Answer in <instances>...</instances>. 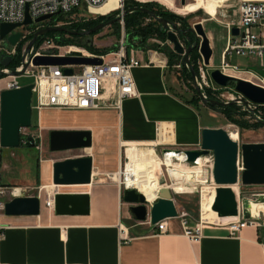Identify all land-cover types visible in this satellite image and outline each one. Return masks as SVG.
<instances>
[{
  "label": "crops",
  "instance_id": "obj_1",
  "mask_svg": "<svg viewBox=\"0 0 264 264\" xmlns=\"http://www.w3.org/2000/svg\"><path fill=\"white\" fill-rule=\"evenodd\" d=\"M224 1L193 0L181 7L171 0L166 3L177 11L204 8L216 15ZM135 53L149 62L132 69L136 96L115 105L116 89L107 81L98 107L40 109L35 106L34 94L33 124L25 127L28 132L22 128V146H0V264H264L263 218L231 234L227 225L214 222L231 217L217 215L204 224L202 238L193 241L184 233L179 215L169 217L167 232L157 233L149 199L147 218L133 215V203L124 199L125 188L114 177L128 161L126 148L143 143L151 144L155 151L163 145L195 147L201 142L204 127L223 125L204 120L201 103L190 101L175 89V76L164 52L139 48ZM0 86L1 91L6 89ZM53 129L91 130L92 144L54 150L50 139ZM232 133L238 137V132ZM29 135L35 136L34 144ZM83 155L92 157L91 182L56 183L55 162ZM206 158L201 159L200 167ZM174 166L176 170L169 173L171 183L186 184L188 170L195 166L175 161ZM149 185L154 186L153 182ZM236 190L239 192V187ZM57 191L89 193V212L57 213L55 204L47 205ZM172 192L176 200L175 190ZM18 194L38 195L41 212L6 214L4 202ZM261 202L264 200L249 202L255 217L264 215Z\"/></svg>",
  "mask_w": 264,
  "mask_h": 264
},
{
  "label": "water",
  "instance_id": "obj_2",
  "mask_svg": "<svg viewBox=\"0 0 264 264\" xmlns=\"http://www.w3.org/2000/svg\"><path fill=\"white\" fill-rule=\"evenodd\" d=\"M187 0H181L185 4ZM135 9H142L149 12L167 31L169 40L174 44L177 52L183 54V63L189 61V54L193 48L189 44L187 48L183 46L178 38V25L170 19L163 17L159 11L146 6H131L123 11V15ZM118 14L115 19L121 17ZM53 14H44L36 18L42 21L52 17ZM101 22L93 27L83 30H74L65 25H46L39 27L28 43L23 58L30 48L35 44L40 35L49 31H67L71 34H92L103 26L110 24L113 20ZM34 19L28 13L23 22H0L1 47L16 45L22 31L16 28L22 24L33 23ZM194 30L202 36L199 50L204 62L210 64L214 49L207 31L202 21H197ZM239 32L238 27L233 28V33ZM1 42V41H0ZM91 46L94 41H83ZM0 62L3 67L9 66L13 55L7 51L0 54ZM100 56L83 55H56L38 54L34 57V64H84L100 63ZM27 66V63L24 64ZM0 68V73L3 72ZM66 73H72V67L63 68ZM193 73L196 71L192 68ZM12 73H20L19 70H12ZM211 77L221 86H233L236 91L244 94L248 99L264 103V86L251 80L224 73L220 68H213L210 72ZM34 83H27L19 88H6L0 93V146L16 147L21 144L22 128L30 127L33 124V91ZM202 101L208 106L227 105L230 101H223L204 96L199 90ZM247 102V99H244ZM234 102V101H231ZM51 148L54 150L68 148H85L92 144V131L88 129H53L51 131ZM28 139L32 144L35 143V136L29 135ZM190 161H195L199 156L213 153V177L217 184L216 196L213 208L218 211L220 216H233L239 214L237 194L232 184L239 182V177L244 184H264V141H243L239 142L229 134L223 126H206L202 129V138L198 146L185 148ZM241 154L243 169L239 172L238 158ZM56 183H88L92 180L93 161L91 155L70 157L55 162ZM159 180L164 184L156 197L151 201L150 215L151 221L157 222L167 217L178 215L177 205L173 198L172 189L166 184V178L162 172ZM55 211L57 213H87L90 210V194L60 192L54 196ZM124 199L133 204L130 209L138 219H145L148 215V198L136 187L127 186L124 189ZM245 215H251L249 202H245ZM6 214H39L41 212V198L34 195L18 194L4 202Z\"/></svg>",
  "mask_w": 264,
  "mask_h": 264
},
{
  "label": "built area",
  "instance_id": "obj_3",
  "mask_svg": "<svg viewBox=\"0 0 264 264\" xmlns=\"http://www.w3.org/2000/svg\"><path fill=\"white\" fill-rule=\"evenodd\" d=\"M106 1L108 0H0V22H23L28 11L34 21L33 23L22 24L16 28L22 31L20 42L24 39L27 40L39 27L46 26L47 24L44 21H50L53 16L61 14H81L88 16L100 14V12L94 11V8L104 4ZM229 2V0H226L221 6L219 5L218 12L226 15L228 7L230 6ZM124 4V0H121V5L115 8L122 9L121 17L123 16ZM115 9H112V11ZM49 13L53 14V16L42 21H36L37 17ZM226 25V45L222 50V59L217 65L218 68L224 73L247 80H251L247 78L249 75L254 76L259 78L261 80L260 82L264 83V74L251 68L240 67L228 61V57H232L234 54L246 55L252 59L259 60L260 65L264 66V0H239L236 17L228 21ZM234 27H238L239 29L237 34L233 33ZM16 45H13V48L8 53H15ZM136 50H139V48L133 47L129 50L123 39L116 49L97 52L83 42L78 44L64 43L56 41L52 36H47L39 45L36 46L34 44L26 53L21 64L16 67V70H19L20 73H12L9 66L3 67V72L6 73L4 88H19L23 86L20 77L26 75L33 78V91L36 97L35 106L40 109L46 106L93 108L101 105L105 85L107 81H111L116 89L115 105L120 106L125 98L138 94L132 69L136 66L149 63L137 57ZM38 54L100 56L102 62L84 64H34L33 59ZM25 63H27L26 67L24 66ZM64 67H72L73 72L66 73L63 69ZM198 79L196 76V80ZM255 83L264 86V84ZM199 84L202 85L201 82ZM209 84L212 89H215L214 91L218 90L217 88L224 87L217 85L212 77H210ZM1 88L0 86V93ZM238 94L237 102L242 104L243 108L249 112L248 115L259 121H264V103L254 102L241 92ZM204 95L207 97L206 94ZM244 99H247V102ZM237 140L239 141V138ZM156 152L161 159L162 165L168 171V159L188 165H198L200 164L199 157L205 156L201 155L195 161H190L184 147L168 145H163ZM206 156L207 158L204 161L208 166L207 169L213 172V153L206 154ZM238 168L239 172L243 169L240 153ZM117 173L120 175V179H118L120 187H127L128 185L125 182L127 174L126 162L124 167L120 168L114 174L115 178H117ZM240 181L239 177L237 184ZM0 191L2 192L3 190ZM237 200L239 207L238 215H233L226 221H214L227 225L231 234L240 233L246 225L257 224L259 219V217L253 216L252 213L248 217L245 215V205L241 200L240 194H237ZM54 204L53 199L47 200L48 206L54 207ZM178 215L180 216L184 233L191 240L199 241L203 236V226L208 221H205L201 217L200 221L192 224L187 211H178ZM168 219L169 217L154 223L158 228L157 233L168 231Z\"/></svg>",
  "mask_w": 264,
  "mask_h": 264
},
{
  "label": "rangeland",
  "instance_id": "obj_4",
  "mask_svg": "<svg viewBox=\"0 0 264 264\" xmlns=\"http://www.w3.org/2000/svg\"><path fill=\"white\" fill-rule=\"evenodd\" d=\"M114 1L121 5V0H114ZM132 1L133 0H124L125 3L127 2L132 3ZM139 1H158L159 3H163L165 7H167L168 9L176 12L177 14L183 17H186L185 22L182 21L184 24H186L185 27L194 28L195 27L194 24L197 21H202L203 26L205 30L207 31V34L210 37L211 45L214 49V53L211 58L210 64H206L204 62L201 52H200L201 57L198 60H191L190 58L188 62L183 63L182 61L183 55L179 54V52L175 50L174 44L170 40H168V36L164 38L157 33L158 31L154 33L153 35L147 37L144 42L141 41L142 36L140 34H137L136 32H133L134 30L132 28L130 30L128 26L126 25V20H125L126 13L122 17L119 18L120 20L119 26L117 25V23L111 22V24L103 26L102 29H100V31L95 35L94 47L98 49L99 52L107 51L110 49H116L118 45L120 44V41L123 39L125 44L128 46L129 50L133 47L135 48L137 47L141 49L142 48H147V49L153 48L154 50H158L159 52L160 51L164 52L165 55L168 57L170 68L173 71L174 76H175V89L181 95L191 98L194 94H197L201 97L199 93V90H201L203 94L207 95L208 98H211L208 95V94H211L216 97L215 99H219L223 101H230L229 103H237V105L239 106V109H237L238 111L235 114V116L239 120H229L224 115V113L220 111L221 106L216 105L218 108L207 107L202 101V98H200L198 102V103H201L199 105V110L201 114L203 115L204 120H209L216 124H223L221 126L225 127L228 131L235 129L238 132V138H239V141L241 142L243 141H264V121H259L255 119L254 117L248 115L249 112L243 108L242 104L237 102V96L239 95L238 94L239 92L236 91L235 88L232 86L217 88L218 90L214 91L215 89H212V87L209 84L210 77H211L210 72L213 68L218 67L217 65L221 62L222 50L224 49L226 45V39H227L226 23L232 20L234 17H236L237 6H238L239 0H229L230 6L228 7V11L226 15H223L221 12H217L216 15H211L204 8H201L197 11H188V10L177 11L173 9L172 7H170L166 3V0H139ZM171 1L178 7H181L183 5L181 3V0H171ZM191 1L193 0H187L186 3L191 2ZM124 10L126 9L124 8ZM101 14L102 13L94 14L92 16L81 15V14H62L61 16H58L53 20L51 19L49 21V24L47 25H65V26H68L69 28H72L71 27L72 25L80 23V22H86V21L90 22V19L92 21L101 19L100 17ZM114 14L111 17L109 16L111 18L110 20L115 19L118 16V14H122V9L119 8V11L115 12ZM109 17H102V18L107 19ZM149 21H151V18H149L148 16L143 17L141 25L147 24ZM47 22L48 21H44V23H47ZM88 25L89 24H86L82 28H77V29L78 30H83V28L88 29L87 28ZM77 29H74V30H77ZM35 31L32 33L33 35ZM32 37H29L27 40L25 39L21 40L20 43L16 45V52L12 54L13 57L18 53L22 57L24 56L25 48L27 47ZM52 37H54L55 40L58 42H63L60 40L66 38L67 40L69 39L70 41H74L72 42L73 44L81 43L78 40L77 36L69 32L56 33L55 36H52ZM198 37H199V46H200L202 36L198 35ZM96 40L99 42V44H97ZM182 41H185V40L182 39ZM12 48L13 47L10 45H8L7 47H1V42H0V54L3 51L8 52ZM228 61L233 64H237L240 67L251 68V69H254L264 74V66L260 65V61L256 59H252L249 56L234 54L232 57H228ZM2 67L3 66L1 65V62H0V68ZM9 67L11 70H16V67L15 68L11 66ZM192 68L196 71L195 74L193 73ZM1 73H4L5 75L3 76V78L0 76V78H2V80H0V85H4L6 73L5 72H1ZM168 73L170 72L168 71ZM196 76L199 78L198 80H196ZM249 77H252L254 79H257L258 81H261L257 77L250 76V75ZM20 80L23 84L33 82V78L30 76H26V75L21 76ZM199 82H201L202 85H200ZM216 84L219 85L218 83ZM231 101H234V102H231ZM244 121L249 122L251 125L245 126ZM256 122H262L263 124L259 126L253 125V124H256ZM24 131L28 132L30 130L25 128ZM139 145L140 146H150V147L133 146V147L142 148L143 152L146 151L147 149V153L153 147L151 144H145V143L139 144ZM21 146L22 145H19L17 146V148L18 147L20 148ZM128 149L130 148H126V152L128 151ZM130 152L131 150H129V156H130ZM203 166L205 168V172L202 177L204 179L203 181H199L197 183L194 182L190 184L187 183V184L178 185V186H174L171 183L169 171L166 170L165 166L162 169V172L166 178V184H169V186L172 187L173 190H175V193H176L175 203L177 204V208L181 211L188 212L190 216V222L192 220L194 221L201 220L202 194H203L204 186L206 184L209 186H213L216 184L214 177H213V172L210 169H207L208 166L205 161L203 162ZM199 167L200 165H197L193 167V170L197 171L200 169ZM238 187H239V194H240L241 200L244 202V204L245 202H250L251 199L264 200V194H263L264 184H244L242 183V181H240V183L238 184ZM176 191L184 192V193H178ZM262 205L264 206V202L262 203ZM259 218L264 219V215H261V217Z\"/></svg>",
  "mask_w": 264,
  "mask_h": 264
},
{
  "label": "bare ground",
  "instance_id": "obj_5",
  "mask_svg": "<svg viewBox=\"0 0 264 264\" xmlns=\"http://www.w3.org/2000/svg\"><path fill=\"white\" fill-rule=\"evenodd\" d=\"M186 4V3H185ZM183 4V5H185ZM120 4L115 2L114 0H108L104 4L97 6L94 8V11L100 12V13H106L109 11H112V9H115L119 7ZM237 75H242L239 73H232ZM255 82L264 84L257 79H254L252 77H247ZM237 133L235 129L230 130L229 134L234 139H237L238 137L233 134ZM129 152H126V154ZM127 156V163H126V179L125 182L128 186H136L138 189H140L149 200H152L154 197H156L159 193L158 189L161 188L164 184L159 180V177L162 174L163 165L161 162V159L157 155L155 149H150L148 153H144L142 148L139 147H132L130 156L129 153ZM129 157V158H128ZM205 156L199 157V161ZM168 165H169V173L172 174L176 169L174 166V161L168 159ZM199 165V164H198ZM197 166V165H194ZM205 172L204 166H201L199 170H188V174L185 178V183H197L199 181H203L202 178ZM198 173V174H197ZM118 174V175H117ZM116 177L120 179L119 173H117ZM153 178V180L151 179ZM153 182L154 186H150L149 184ZM169 186V184H167ZM237 183L232 184L233 189L237 194L239 192L236 190L238 188ZM170 187V186H169ZM216 187L217 185L209 186L205 185L203 188V194H202V212L201 217L203 215V219L208 221L212 218L216 217L217 215L219 217H232V216H220L218 214V211L213 208V203L216 196ZM236 187V188H235ZM17 192V191H16Z\"/></svg>",
  "mask_w": 264,
  "mask_h": 264
},
{
  "label": "trees",
  "instance_id": "obj_6",
  "mask_svg": "<svg viewBox=\"0 0 264 264\" xmlns=\"http://www.w3.org/2000/svg\"><path fill=\"white\" fill-rule=\"evenodd\" d=\"M151 4V5H159V7H162L166 10H163L161 11L160 13L163 14L162 16L163 17H172L173 19H182V21L185 22L186 20V17H183L177 13H175L174 11L168 9L167 7H165V5L163 3H159L158 1H139V0H133L132 3H125V6L124 8L125 9H128L129 7H131V4L133 5H141V4ZM119 9H115L113 11H111L110 13H106V14H101L100 17H109V16H113V14L115 12H118ZM62 15V14H61ZM61 15H56V16H53L52 17V20L55 19L56 17L58 16H61ZM115 15V14H114ZM149 17L151 18V21H149L147 24H144V25H141V22H142V18L143 17ZM125 20H126V25L128 26V28L131 30V28L134 30L133 32H136L137 34H140L142 36V39L141 41H145L147 37L153 35L154 33H157L166 38V31L162 28V24L158 21V20H155L153 18V16L147 12V11H144L142 9H135V10H132V11H129L125 14ZM119 18L118 19H115V23H117V25L119 26ZM91 22H80V23H77V24H74L72 25L71 27L72 28H82L83 26H85L86 24H89ZM45 24H49V21ZM184 24V23H183ZM56 33H67L66 31H49L47 33H45L44 35H40L38 37V39L36 40L35 42V45H39L43 39L47 36H55ZM33 34L30 36L32 37ZM60 41H63V42H66V43H72L74 41H70L69 39L67 40L66 38L60 40ZM20 43V42H19ZM24 43V41H23ZM22 44V43H21ZM21 47V46H20ZM92 50H95L97 52H99L98 49H96L94 46H89ZM174 52V51H173ZM175 53V52H174ZM201 57V54H200V51H199V44H196L192 50V52L190 53V58L191 60H198L199 58ZM22 56L18 53L16 54L12 60H11V63L9 64V66L11 67H16L18 64L21 63L22 61ZM196 68V66H195ZM189 74V72H188ZM5 74L4 73H1L0 76H4ZM191 75V74H190ZM211 98H216L214 95H211V94H208ZM200 96L197 95V94H194L191 98H190V101L192 102H196L198 103L199 100H200ZM221 106L220 108V111L222 113H224V115L229 119V120H239L235 114L236 112L238 111L237 109H239V106L237 105V103H229L227 105H219ZM212 108H218L216 106H211ZM245 122V121H244ZM263 123L262 122H256V124H253L255 126H259V125H262ZM245 126H250L251 124L249 122H245L244 123Z\"/></svg>",
  "mask_w": 264,
  "mask_h": 264
},
{
  "label": "flooded vegetation",
  "instance_id": "obj_7",
  "mask_svg": "<svg viewBox=\"0 0 264 264\" xmlns=\"http://www.w3.org/2000/svg\"><path fill=\"white\" fill-rule=\"evenodd\" d=\"M131 6H146V7H149L151 9H155V10L159 11L160 15H163V14L160 13L161 11L166 10V9H164L162 7H159V5H151L149 3H147V4L143 3L141 5H134V4L132 5L131 4ZM110 17L107 18V19H105V18L97 19L96 21H92L90 19L91 23H89L87 28L93 27L96 24L101 23V22H107V20L110 21V19H111ZM167 18L170 19L171 21L175 22L178 25V28H179V30L177 31L178 38L180 39L181 43L183 44V46L185 48H187L189 44H192L193 48H194V46L196 44H199L198 34L196 33V31L194 30L193 27H185L186 24H183L182 19H179V18L173 19L172 17H167ZM114 22H115V20L112 21V23H114ZM162 28H163V25H162ZM73 29H76V28H73ZM100 29H102V28H100ZM100 29L97 30L96 32H93L92 34H83V35L82 34H73V35L77 36L78 40L80 42L93 40L94 43L91 46H94L95 45V35L100 31ZM166 36H168L167 32H166ZM182 39H184L185 41H182ZM1 43H4V42L1 40ZM193 48H192V50H193ZM192 50H191V52H192ZM179 54L183 55L182 53H179ZM189 59H190V54H189Z\"/></svg>",
  "mask_w": 264,
  "mask_h": 264
}]
</instances>
